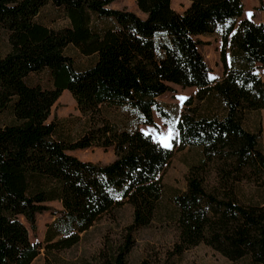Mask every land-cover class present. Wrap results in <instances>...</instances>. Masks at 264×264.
Returning <instances> with one entry per match:
<instances>
[{
	"label": "trees",
	"instance_id": "obj_1",
	"mask_svg": "<svg viewBox=\"0 0 264 264\" xmlns=\"http://www.w3.org/2000/svg\"><path fill=\"white\" fill-rule=\"evenodd\" d=\"M113 1L0 0L8 45L0 52V264H31L41 248L45 264H54V252L72 248L125 204L129 223L115 239H103L88 264H128L138 233L160 210V175L174 146L185 145L198 146L200 157L163 212L170 238L161 247L144 242L137 264H179L198 244L231 262L264 264V147L260 127L243 124L247 113L264 108V79L256 71L264 66V22L241 18V0H188L181 12L170 0H135L142 16L110 8ZM48 4L66 24L54 28L38 19ZM94 18L111 22L97 26ZM217 28L222 72L213 79L194 36ZM69 44L95 60L76 68L64 52ZM44 68L50 86L27 81ZM171 84L196 87L183 99L171 146L107 114L109 106H126L138 122L155 126L152 111L168 115L156 98ZM64 89L79 111L72 117L83 123L74 139L60 137L55 119L48 120ZM213 100L219 112L198 110V102ZM91 146L110 147L112 160L69 153ZM46 211L55 217L41 247L30 241L27 225L35 235L37 215Z\"/></svg>",
	"mask_w": 264,
	"mask_h": 264
},
{
	"label": "rangeland",
	"instance_id": "obj_2",
	"mask_svg": "<svg viewBox=\"0 0 264 264\" xmlns=\"http://www.w3.org/2000/svg\"><path fill=\"white\" fill-rule=\"evenodd\" d=\"M241 2L242 9L244 8L243 14L241 13V18L264 22V9H260L258 0H241ZM187 5L188 0H170L171 8L177 12H181ZM262 6L264 7V4ZM109 7L125 9L142 16L135 6V0H115L109 4ZM38 19L54 28L67 23L66 20L58 16L56 9L50 4L41 9ZM110 22L111 20L108 19L94 18V24L97 26ZM219 34L220 28H217L212 33L194 36L202 41L198 43V49L209 66V75L213 79L218 78L222 72L219 60ZM7 48L6 36L0 29V52L3 53ZM64 52L73 58L76 68H84L95 60L94 54L85 55L71 44L65 47ZM256 71L264 79V66L256 67ZM27 81L30 83L38 82L42 86L51 85V79L46 68L30 73ZM171 86L173 88L172 90L165 91L156 98L164 105L168 115L162 118L156 111H152L155 126L138 122L136 112L126 106H109L106 108L107 114L118 125L128 128L136 124L138 128L148 132L155 140L164 145L171 146V139L176 137L175 120L179 113L185 109L183 99L188 95H194L196 90L195 86L182 87L178 84H171ZM197 108L204 113H207V110L209 112H219L220 104L217 100L210 101L209 103L198 102ZM76 115H79V111L76 109L75 100L71 93L67 89H64L59 96V100L52 105L48 120L55 119L60 137L74 139L83 129L82 121L72 117ZM243 124L252 130H255L258 126L260 127V141L264 147V108L247 113L243 119ZM69 153L81 160L99 163H107L113 158L110 147L102 149V147L91 146L87 147V149L69 151ZM199 157L200 150L198 146L185 145L182 149H175L174 146L172 157L160 175V180L163 185L160 210H158L156 217L150 225L138 233L137 244L129 255L128 264H137L142 255L141 245L144 242L153 243L155 246L161 247L170 238V227L166 222V216L163 212L170 208V197L175 192L184 188V178L187 169ZM47 205L55 210L61 209V204L58 201L48 202ZM54 217L50 211L38 214L36 218L37 233L35 235L27 225L29 239L32 243H40L41 247H43L46 224L50 223ZM130 218L131 209L126 204L117 208L112 214L103 215L85 233L81 234V239L76 245L65 251L54 252L53 256L49 257L51 262L54 264H88L91 255L98 250L102 240L106 237L115 239L120 228L129 223ZM46 258L44 248H41L40 253L34 258L31 264H45ZM179 264H245V261L231 262L209 247L198 244L183 253Z\"/></svg>",
	"mask_w": 264,
	"mask_h": 264
},
{
	"label": "crops",
	"instance_id": "obj_3",
	"mask_svg": "<svg viewBox=\"0 0 264 264\" xmlns=\"http://www.w3.org/2000/svg\"><path fill=\"white\" fill-rule=\"evenodd\" d=\"M57 100H59V98H58ZM56 102H57V101H56Z\"/></svg>",
	"mask_w": 264,
	"mask_h": 264
},
{
	"label": "snow or ice",
	"instance_id": "obj_4",
	"mask_svg": "<svg viewBox=\"0 0 264 264\" xmlns=\"http://www.w3.org/2000/svg\"><path fill=\"white\" fill-rule=\"evenodd\" d=\"M167 146V145H166Z\"/></svg>",
	"mask_w": 264,
	"mask_h": 264
}]
</instances>
